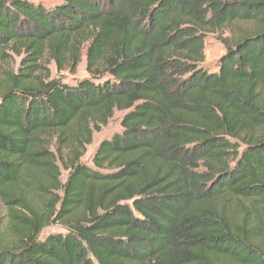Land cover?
<instances>
[{"label":"trees","instance_id":"trees-1","mask_svg":"<svg viewBox=\"0 0 264 264\" xmlns=\"http://www.w3.org/2000/svg\"><path fill=\"white\" fill-rule=\"evenodd\" d=\"M0 202V264H264V0H0Z\"/></svg>","mask_w":264,"mask_h":264},{"label":"rangeland","instance_id":"rangeland-1","mask_svg":"<svg viewBox=\"0 0 264 264\" xmlns=\"http://www.w3.org/2000/svg\"><path fill=\"white\" fill-rule=\"evenodd\" d=\"M34 5L40 4L45 8H52L55 5L62 2V0H27ZM230 36V32L228 29L218 30L215 33H207L204 38V52H205V62L204 65L206 68L210 69V71L215 70L217 59L224 52V45L222 40L226 37ZM8 56L10 57L11 67L14 70L18 67L19 59L22 57L21 55H17V53L13 51L8 52ZM41 63V77L42 78H56L61 80L63 83L73 85L76 80L84 78L87 76V72L85 69V55L84 51H82V56L79 64L75 68L74 72L67 67L60 69L57 67L56 63L48 56L42 59ZM123 111H114L113 116L107 121L105 125L100 126L99 130H93L92 141L90 144L86 145L85 152L81 157V162L94 168L92 165V157L97 145L103 140L107 139L112 134L120 132L122 127L120 125V120L123 115ZM60 181L64 182L67 171L60 168ZM7 211L5 207L0 202V235L3 234V230L7 223ZM64 233V229L59 224H51L45 227L41 234L40 239H43L45 236L51 233Z\"/></svg>","mask_w":264,"mask_h":264}]
</instances>
